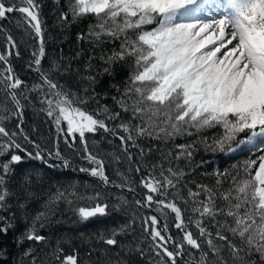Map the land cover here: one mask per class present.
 <instances>
[{
    "label": "snow or ice",
    "instance_id": "obj_1",
    "mask_svg": "<svg viewBox=\"0 0 264 264\" xmlns=\"http://www.w3.org/2000/svg\"><path fill=\"white\" fill-rule=\"evenodd\" d=\"M53 3L61 29L90 18L87 32L77 35L92 45L83 71L63 56L43 67L50 37L41 0H0V21L18 13L22 31L18 40L0 24L6 41L0 52V264H13L12 248L21 253L16 264H137L136 258L147 264H264V0ZM32 41L26 67L37 80L29 84L12 58ZM125 68L126 79L117 81ZM104 77L111 81L106 90ZM108 99L111 105L102 102ZM29 108L54 126L51 148L25 131ZM114 141L119 154L100 147ZM61 142L89 167L73 168ZM238 151L260 155L197 173L211 163L196 161L197 153ZM26 161L85 173L97 187L52 185L39 169L20 167ZM125 161L138 182L118 167V181L110 178L107 167ZM108 189L134 199L118 195L110 203ZM133 203L158 213L140 216L143 240L132 235V218L99 232L105 247L89 249L87 260L75 249L66 254L63 239L53 243L41 231L59 223L65 208L76 223L87 224ZM169 217L178 236L169 230Z\"/></svg>",
    "mask_w": 264,
    "mask_h": 264
},
{
    "label": "trees",
    "instance_id": "obj_2",
    "mask_svg": "<svg viewBox=\"0 0 264 264\" xmlns=\"http://www.w3.org/2000/svg\"><path fill=\"white\" fill-rule=\"evenodd\" d=\"M43 4L42 9V18L46 22L47 26V35L50 37V39L46 42V56L45 59L42 61L43 67L48 68L50 62L53 59H58L59 57L63 56L67 58L68 60H71L72 68L76 69L79 68L81 71H83V67L85 63L87 62V59L90 55L93 54L92 51V45L89 44L86 41H78L77 35L80 33H86L88 24L90 22V18L86 19L82 22H77L76 24H73L71 27H68L66 29H61L57 26L56 23V16H57V10L56 5H54L53 0H41ZM64 6V0H61V7ZM66 10V9H65ZM13 19L10 21H0V24H2L6 29H8L12 35L20 39L22 35V31L16 27L15 20L19 19L18 13L12 14ZM5 39L3 33H0V52L4 51L5 48ZM36 47V42L32 41L31 46L28 45H21L20 52L21 57L20 58H12V63L14 68L16 69L17 73L20 75L22 79L27 81L29 84L37 80V74L35 72L29 71L26 67L27 62L31 59V51L34 50ZM77 52H81V56L79 59H72ZM94 64H97L96 60H93ZM128 73V69H122L118 76L116 77L117 81H122L123 79H126ZM60 79L61 83H65V80L61 77H58ZM111 83L110 79L108 77H104L101 81V84L103 88L106 90ZM115 94V93H113ZM103 103H108L109 105L112 104V101L110 99L106 101H102ZM25 123L24 128L25 131L29 134L30 138L37 143L41 144V147H52V143L54 140V137L56 135L54 126L46 120V118L37 112H35L33 109L29 108L25 111V117H24ZM15 125V121H13L12 126ZM208 133H205L207 135ZM90 147L91 140L96 139L99 140L100 136L97 135L95 138L90 137ZM189 140L193 138H188ZM185 142L184 140L178 139L176 143H182ZM151 143V142H145ZM119 141H114L113 145H109L106 142L102 143L100 147L104 149L106 152H111L115 150L119 154ZM27 147L31 150V145H27ZM61 150L64 152V154L71 158L73 168L78 169L79 167H89L86 161L82 160L80 158V154L74 153L71 150H69L62 142L60 144ZM77 147H79V142L77 141ZM135 153V149L132 150ZM80 153L82 154V149L80 150ZM260 155V153H248V152H237L231 156H225L223 154H211V153H205V152H199L195 156V160L199 161L201 159L208 160L211 163L204 165L203 168L197 169V173H202L204 171L211 172L213 168L219 167L221 170L225 168H230L232 164L237 163L239 161H242L246 158H253L255 159L256 156ZM59 163V162H57ZM22 168L31 170L33 168L39 169L48 179L49 183L52 185H59V184H70V183H76L78 186L82 185H90L91 188H89V191L92 190V188L97 187V182L94 178L86 175L85 173H81L79 171H73L71 169H48L44 165L41 164L39 161H26L24 165L20 166ZM119 168L120 171H125L127 173V167L128 164L125 161L124 163H121L120 165H110L107 167V172L110 176V178L115 179L118 181V178L115 174V168ZM130 177L134 178L135 181H139V176L136 175L135 172L127 173ZM195 179L200 180L204 183H209L210 180L206 177L196 175L194 174ZM110 195L109 202H113L114 197L118 195H124L127 196L130 201L134 199L133 194L127 193V192H119L116 189H108L107 190ZM138 192H140L141 196L143 195V190L138 189ZM63 207V206H62ZM34 210L39 208V204H35L33 206ZM151 214H157L149 212L145 209H139L137 210L134 203L130 204L127 208L126 212L118 213L115 217H103L99 218V220H93L89 221L87 224H80L76 223V218L72 215L70 211H68L66 208L62 213L58 215L59 223L51 226L50 228H44L42 229V233L49 236V240L53 243H55L57 238L63 239L64 248L66 254H72L73 249L78 250L80 253V256L87 260L89 257L86 255V253L91 248L96 249H102L105 247L98 239L97 234L99 232H103L105 228L115 227L117 224H122L125 221H128L131 223L132 218H135L137 221L134 227L133 236H140L143 240V237L141 236V227H140V216L142 215H151ZM169 230L172 232L173 236H178V231L172 227V220L171 217H169ZM143 246L145 247L146 252L148 251V242L144 241ZM9 247L12 248V245L9 244ZM39 250V249H37ZM47 250V249H45ZM151 255V252L148 253ZM20 250L12 248V256L11 260L13 264H16V261L20 258ZM98 255V253H93V259ZM137 264H147V259L140 260L139 258H136Z\"/></svg>",
    "mask_w": 264,
    "mask_h": 264
}]
</instances>
